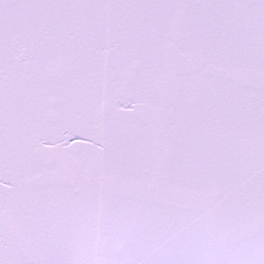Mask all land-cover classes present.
Listing matches in <instances>:
<instances>
[{
	"label": "snow or ice",
	"instance_id": "snow-or-ice-1",
	"mask_svg": "<svg viewBox=\"0 0 264 264\" xmlns=\"http://www.w3.org/2000/svg\"><path fill=\"white\" fill-rule=\"evenodd\" d=\"M0 264H264V0H0Z\"/></svg>",
	"mask_w": 264,
	"mask_h": 264
}]
</instances>
